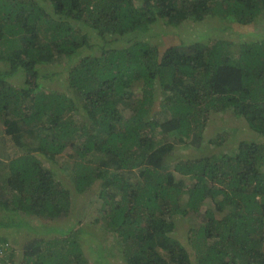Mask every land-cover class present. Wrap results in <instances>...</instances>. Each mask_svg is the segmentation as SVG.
<instances>
[{
  "label": "trees",
  "instance_id": "obj_1",
  "mask_svg": "<svg viewBox=\"0 0 264 264\" xmlns=\"http://www.w3.org/2000/svg\"><path fill=\"white\" fill-rule=\"evenodd\" d=\"M213 18L258 24L264 0H0V209L25 230L0 241L15 264H264V38L150 41ZM226 110L255 137L206 138ZM179 144L198 151L173 157ZM88 190L111 247L71 221Z\"/></svg>",
  "mask_w": 264,
  "mask_h": 264
},
{
  "label": "rangeland",
  "instance_id": "obj_2",
  "mask_svg": "<svg viewBox=\"0 0 264 264\" xmlns=\"http://www.w3.org/2000/svg\"><path fill=\"white\" fill-rule=\"evenodd\" d=\"M222 26L223 25L219 20V18L208 19L207 21H204L201 24H194L192 22L183 21L179 26L165 24L163 29L165 30L166 34L164 33V34L154 35V30H152V33L150 32L149 35L151 42H155L163 46L175 43L177 39L180 37L186 39L189 37L197 38L199 36H205L207 37L205 40H209L208 38L209 36L213 38L226 37L229 40H235L238 42H252L264 38V19L258 24H250L249 26H245V27L235 23L232 25L231 29L224 31H221ZM212 28L214 29L212 30ZM217 29L219 30L221 29V30L215 33L214 31ZM156 32H159V29L156 30ZM125 39L127 38H124L123 41H125ZM51 85L55 86L56 88H61V84L59 81H52ZM62 89H66V82H64ZM219 115L220 116L217 115L212 116L214 120H212L207 126L205 133L206 138L214 136L218 131L221 130H224L226 133H228V137L231 140L241 137L242 135H244V133H246L251 138L255 137V134L253 132L249 131L248 133V131L246 132V128H242L243 125L242 123L244 120L236 118L232 110H226L225 112L220 113ZM7 141L8 144L10 145V141L8 139ZM6 145H7L6 141L3 142L2 140H0V154L5 152L7 148ZM197 151L198 150L193 149L192 147L187 146L185 144L183 145L179 144L175 148L173 157H178L184 153L194 154ZM7 155L9 156V151L7 152ZM8 159H10V157ZM45 165L50 168L53 165V162L48 160V162ZM0 166L2 165L0 164ZM131 176L136 178L137 171L134 170ZM92 194H93L92 191L88 190L84 192L83 195L75 199L74 205L78 207V211H77L78 217H76L77 219L74 217L73 220L71 221L76 222V220H80V222L77 224V227L78 225L79 226L85 224L90 225L92 230L97 231V236H101L102 234V237H105L107 246L111 247V245L115 243L114 237L111 234L104 235V230L101 228L99 222L97 221V223H95V219L99 215V204H96L95 200H92L90 202L86 201L87 199H89V197ZM9 214L10 212H5L4 210L0 209V220L4 223V224H0V235H5L12 242L17 243L20 241V238L24 236L25 230L19 229L15 226L8 225V223H15L14 220H17V215L15 216L14 214L11 215ZM54 224L59 226L62 224V221L61 220L54 221ZM188 228L189 225L187 224V222H184L183 220L179 222V226L178 229L176 230V234L183 241H185L184 237L187 238L186 233ZM106 252L108 253L107 255L109 257L117 260L118 254L115 253L114 249L113 250L108 249ZM88 253L89 252L87 251V254ZM88 255L91 256L90 253Z\"/></svg>",
  "mask_w": 264,
  "mask_h": 264
},
{
  "label": "built area",
  "instance_id": "obj_3",
  "mask_svg": "<svg viewBox=\"0 0 264 264\" xmlns=\"http://www.w3.org/2000/svg\"><path fill=\"white\" fill-rule=\"evenodd\" d=\"M12 250V249H11ZM0 264H15L10 256V249L7 244L0 241Z\"/></svg>",
  "mask_w": 264,
  "mask_h": 264
}]
</instances>
